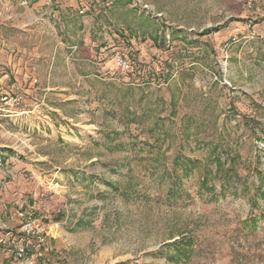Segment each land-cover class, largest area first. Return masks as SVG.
<instances>
[{
  "label": "rangeland",
  "instance_id": "374dc122",
  "mask_svg": "<svg viewBox=\"0 0 264 264\" xmlns=\"http://www.w3.org/2000/svg\"><path fill=\"white\" fill-rule=\"evenodd\" d=\"M262 181L264 0H0V264H264Z\"/></svg>",
  "mask_w": 264,
  "mask_h": 264
},
{
  "label": "built area",
  "instance_id": "2783aa9c",
  "mask_svg": "<svg viewBox=\"0 0 264 264\" xmlns=\"http://www.w3.org/2000/svg\"><path fill=\"white\" fill-rule=\"evenodd\" d=\"M6 100L9 99L8 96H5ZM12 99V98H11ZM18 98L15 97L14 100H17ZM23 229L24 232L28 235L30 234H36V233H40L41 229H40V224L37 223L35 220H33L32 218L27 219L24 224H23ZM17 254L22 257L26 254V248L25 247H21L17 250Z\"/></svg>",
  "mask_w": 264,
  "mask_h": 264
},
{
  "label": "trees",
  "instance_id": "16d2710c",
  "mask_svg": "<svg viewBox=\"0 0 264 264\" xmlns=\"http://www.w3.org/2000/svg\"><path fill=\"white\" fill-rule=\"evenodd\" d=\"M219 147V145L217 144L214 148H210L209 149V152L213 155H215V160L217 161V160H220V158H221V152L223 151V150H221V149H219L218 148ZM229 155H231V154H229ZM234 159H236V156H231V158H230V160H231V163L234 161ZM181 161V164L182 165H185L184 166V169L186 170V169H189V166L187 165L188 164V161H190V160H188V161H184V162H182L183 160H177V163H179ZM203 184H205V185H207L208 183H207V181L205 180V178H204V181H203ZM263 185H264V182L262 181L261 183H260V185H259V187H258V189L259 190H262L263 191V193L261 194L262 195V197H264V189H263ZM213 187H214V185H212ZM225 186H223L222 187V193L225 195ZM217 196L215 195V194H213V198H216Z\"/></svg>",
  "mask_w": 264,
  "mask_h": 264
}]
</instances>
